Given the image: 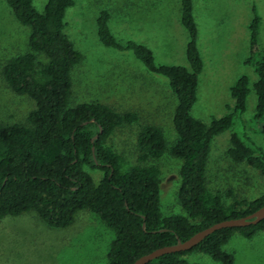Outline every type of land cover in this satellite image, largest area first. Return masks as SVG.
Listing matches in <instances>:
<instances>
[{
  "label": "trees",
  "instance_id": "16d2710c",
  "mask_svg": "<svg viewBox=\"0 0 264 264\" xmlns=\"http://www.w3.org/2000/svg\"><path fill=\"white\" fill-rule=\"evenodd\" d=\"M4 1L15 19L29 27V50L5 62L3 78L14 93L33 100L35 107L25 124H0V219L32 211L47 226L63 228L72 223L76 212L88 210L114 232L107 264H132L158 247L183 241L216 222L246 216L263 205L264 192L251 199L231 195V191L223 197L207 185L211 141L231 129L235 115L244 112L249 88L248 77L242 75L230 87L231 111L212 118L209 124L192 116L203 67L192 0H179V21L187 33V67L156 64L146 46L132 40L116 41L106 9L96 18L99 42L107 48L130 50L148 72L168 80L176 98L172 115L175 138L170 145L162 130L151 124L142 125L136 135L140 162L157 159L165 152L180 160L177 201L183 213L168 216L160 212L159 168L131 164L107 143L116 128L135 122L137 115L116 111L101 102L69 106L71 71L83 59L63 32L66 9L74 0H46L41 12L33 7V0ZM252 12L247 26L250 56L244 63L252 64L257 73L252 118L258 120L264 115V53L256 49L260 17L254 6ZM37 54L46 61H38ZM259 132L264 135V125ZM226 154L232 161L245 162L258 171L264 184L261 148L251 146L233 131ZM94 170L102 173L97 184L88 172ZM224 198H231V202ZM261 230L264 219L221 228L188 250L163 254L145 264H198L183 258L190 252L204 253L220 264H233V253L222 246L233 233L249 239Z\"/></svg>",
  "mask_w": 264,
  "mask_h": 264
},
{
  "label": "rangeland",
  "instance_id": "374dc122",
  "mask_svg": "<svg viewBox=\"0 0 264 264\" xmlns=\"http://www.w3.org/2000/svg\"><path fill=\"white\" fill-rule=\"evenodd\" d=\"M197 26V49L202 60L198 76L193 117L209 124L233 107L230 87L242 75L248 77L249 93L245 110L236 114L231 129L213 137L206 167L207 185L213 192L254 198L264 192L258 171L245 162H234L226 154L231 132L264 152V115L253 120L257 73L245 64L250 56L247 26L252 7L260 17L256 49L264 53V0H192ZM46 0H33L41 12ZM65 12L63 32L82 53L83 59L71 71L69 106L101 102L114 110L132 111L137 120L116 128L107 143L131 164L159 168V199L162 216L182 214L177 201L180 160L165 152L157 159L138 160L136 135L144 124L160 128L167 145L175 138L172 115L176 98L168 80L150 73L130 50L103 46L96 33V18L102 9L110 13L108 25L116 41L132 40L152 52L154 62L187 67V33L179 21V0H74ZM29 27L21 25L4 0H0V124L26 123L35 104L27 95L14 93L6 84L2 69L5 62L29 50ZM37 60L45 62L42 54ZM227 106L230 109H227ZM95 184L102 173L88 171ZM227 203L231 198H224ZM114 232L88 210L75 213L70 225L47 226L36 213L0 219V264H107V252ZM233 253V264H264V230L246 239L233 233L222 246ZM198 264H220L208 255L190 252L183 256Z\"/></svg>",
  "mask_w": 264,
  "mask_h": 264
},
{
  "label": "water",
  "instance_id": "95a60500",
  "mask_svg": "<svg viewBox=\"0 0 264 264\" xmlns=\"http://www.w3.org/2000/svg\"><path fill=\"white\" fill-rule=\"evenodd\" d=\"M262 219H264V203L261 207L246 216L216 222L202 230L195 232L193 235L183 241L177 240L174 244L158 247L146 254L141 255L132 264H145L153 258L163 254L188 250L215 230L225 227H240L256 224Z\"/></svg>",
  "mask_w": 264,
  "mask_h": 264
},
{
  "label": "crops",
  "instance_id": "0c3cea01",
  "mask_svg": "<svg viewBox=\"0 0 264 264\" xmlns=\"http://www.w3.org/2000/svg\"><path fill=\"white\" fill-rule=\"evenodd\" d=\"M192 4H193V1H192ZM193 7H194V4H193ZM193 17H194V12H193ZM194 20H195V18H194ZM195 24H196V21H195ZM197 27V26H196ZM146 70V69H145Z\"/></svg>",
  "mask_w": 264,
  "mask_h": 264
}]
</instances>
